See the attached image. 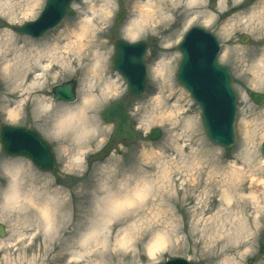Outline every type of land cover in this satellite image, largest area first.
Masks as SVG:
<instances>
[{
	"label": "rangeland",
	"instance_id": "1",
	"mask_svg": "<svg viewBox=\"0 0 264 264\" xmlns=\"http://www.w3.org/2000/svg\"><path fill=\"white\" fill-rule=\"evenodd\" d=\"M16 1L15 9L22 13L25 2L13 0V4ZM223 1L221 8L218 1L206 0L200 6L171 10L165 22H147L138 33L139 38L132 41L148 44L144 57L146 93L127 108L136 130L134 142L117 146L109 154L103 153V149L113 126L105 124L100 113L127 92L125 82L112 67V42L115 39L131 42L124 35L137 13H133L129 0L111 1V13L98 26L92 48H85L81 57L57 51L56 57H60L62 66L53 64V71L45 75L44 85L40 83L27 91L15 118H9L8 112L15 109L20 94L10 86L8 94L7 82L0 77V124L36 131L50 145L56 161L55 169L42 173L29 161L5 157L0 150V228L4 231L0 237V264H71V261L104 264L92 258L101 248H93L90 239L85 247L92 249L84 253L82 240L92 224L107 215L104 203L109 204L111 195L116 191L126 193L129 188L144 191L136 205L123 214L108 215L112 220L109 226L105 221L99 222L101 235H107L103 237L110 253L103 260L106 264H162L173 258L194 264H264V167L259 150L264 139V103L257 106L248 97L249 92L264 95V10L261 9L264 0ZM45 2L40 0L32 18L24 19L18 14L10 22L0 16V32L17 39L18 49L25 47L18 55L28 54L26 62L32 57V44L48 40L53 43L51 47H64L58 38L63 28L82 20L91 6L98 11L109 0H92L87 4L85 0H73L63 22L39 40L11 30L35 20ZM120 12L125 18L116 25L115 18ZM208 16H212V22L206 26ZM193 27L215 35L221 46L218 62L229 70L233 79L238 99L236 138L233 147L227 150L207 140L198 107L176 81L180 61L176 46ZM244 37L248 40L242 43ZM15 48V45L10 47L12 52L6 60H11ZM95 52L105 60V68L96 81L91 74L86 77L83 72V68L94 64L92 54ZM5 55L0 56L1 62L5 61ZM161 59L172 60L173 84L189 103V107L179 112L174 104L176 98L169 101L166 91L160 90V81L152 75V69ZM79 63L82 66L77 68ZM28 68L29 65L25 71ZM85 80L93 83V91L85 89ZM29 81L28 77L22 79L20 89L26 88ZM69 81L77 84L76 102L54 103L50 98L51 89ZM105 82L116 86V91L104 99L101 89ZM83 88L92 91L98 100L85 111L86 130L69 128L57 132L54 120L58 114H64L63 110L80 104ZM158 94L160 103L155 99ZM40 97L50 102L52 112H34L33 100ZM169 112H172L170 118L166 117ZM188 118H193L195 125L187 127ZM154 129L162 133L155 142L146 138ZM14 169L20 171L18 180L22 194L31 197L36 208L49 203L54 214L51 230L44 229L38 210L29 203L31 199L20 198L6 207V190L11 181L7 170ZM236 172L241 173V178L233 176ZM250 177L259 183L253 185ZM103 228L109 233L103 234ZM124 231L132 232L131 242L125 248L119 245ZM157 233L164 237V243L155 256L150 257L148 245ZM80 254L83 256L77 259Z\"/></svg>",
	"mask_w": 264,
	"mask_h": 264
},
{
	"label": "bare ground",
	"instance_id": "2",
	"mask_svg": "<svg viewBox=\"0 0 264 264\" xmlns=\"http://www.w3.org/2000/svg\"><path fill=\"white\" fill-rule=\"evenodd\" d=\"M90 2L92 0H89ZM88 0H85L84 4L89 3ZM113 0H109V2H104L103 6L100 8V10H95L92 6L89 8V13L84 14V18L80 20L79 22H76L74 24H68L66 25L61 33L58 34L59 42L60 44H64V47L58 48L56 45L55 47H51L53 44L52 42H48V40H43L39 43L32 44V57L30 61L26 62V56L28 54H23V57H20L18 53L22 51L25 47L18 49V44L16 43L18 40L14 39L9 34H4L3 32H0V56L6 55L4 57L5 61L0 63V77L3 76V79L5 78L7 85H8V94L10 92V87H15L13 90L16 94H20L18 97V101L15 102V109L8 112L9 118H15L18 115V108L21 106L23 101H21V98L27 93V91L34 89L36 86H38L40 83L44 85L45 75L48 73H51L53 71V64L56 66H62V61L60 57L57 56V51L60 50L61 53H64L66 55L68 54H75L76 57H81L82 54H84V49H88L91 47L93 38H96L98 35H96L98 31V26L105 22L107 20L108 15L111 13V6L110 3ZM139 1H141L139 3ZM206 0H202V4ZM218 1V7L221 8L223 6V0H216ZM25 2V8L22 13H19L16 11L15 6L18 5L17 1L13 4V0H0V16L3 17L6 21H14L15 16L18 14L22 15V18H32L34 15V11L39 6L40 0H24ZM138 3L136 6L135 13H137L136 17L132 18L131 22L128 24V28L126 30V34L124 35V38H126L129 41H133L137 38H139V32L144 28V25L147 24V22L152 21L154 24L163 23L165 22L166 14L172 13V11L180 10L181 8H187L195 7L197 0H129L130 4ZM165 8H170L169 11H166ZM261 9L264 10V3L261 4ZM37 10V9H36ZM183 10V9H182ZM252 18H256L254 13H250ZM212 22V16L207 17V22L205 23L206 26ZM133 23L136 24L135 27H133ZM62 37V38H61ZM57 39V38H56ZM16 46L15 52L12 53L11 60H6L9 57L10 47ZM26 55V56H25ZM93 55V61L94 64L91 65L89 68H83V72L86 74V77L91 74L92 79L96 81L98 78L97 76L101 72L102 69L105 68V60L101 54L98 52H95ZM2 57V56H1ZM45 58V59H44ZM54 62V63H53ZM29 65V68L25 71V67ZM78 64H76L77 66ZM82 64L79 63V66L77 68H80ZM264 67V63L262 64ZM78 70H75V72ZM172 73H173V62L172 60H166L161 59L156 65L155 68L152 69V75L154 78H157L160 81V90H165L168 94V98L170 101V98H176L174 101V104L176 105V110L179 112L184 107H189V103L186 100V97L182 93H178L175 85L173 84L172 79ZM26 75V76H25ZM30 78L29 85L21 90V85L19 82H21L22 79ZM42 81V82H41ZM85 83L87 80L84 81ZM23 83V81H22ZM25 83V82H24ZM18 85V86H17ZM89 85V86H88ZM93 83H88L85 85V89L90 88L93 91L92 88ZM10 86V87H9ZM19 89V90H18ZM84 91V88L81 90L83 92L82 98L80 101V104L74 108H68L63 110L64 114H58L57 118L54 120V128L57 132H63L67 129H76L82 132L86 129L84 126H86V122L84 119L85 111L88 107H90L92 104H95L97 100L96 96H93L92 91ZM116 91V86L113 84H105L102 86L101 92L102 97L105 99L110 94ZM93 93V94H92ZM161 95V91L159 93ZM159 94L155 98L158 103H160L161 96L159 97ZM168 100V99H167ZM168 103V101H167ZM181 103H184L183 106H181ZM59 104V102H57ZM59 105H66V104H59ZM33 107L34 112L37 114L40 113H50L52 112L51 104L50 102H47L45 98H38L33 100ZM47 109V111H44L43 109ZM188 109V108H187ZM62 111V110H60ZM187 111H185L186 113ZM172 112H169L166 117H171ZM164 117V116H163ZM154 122V121H153ZM187 127H191L195 125V121L193 118L187 119ZM83 125V126H82ZM113 125V124H111ZM135 140V139H134ZM133 140V141H134ZM132 141V142H133ZM131 142V143H132ZM7 173L11 176V181L8 189L6 190V207H8L9 202H15L19 200L20 198L27 201L31 199V197L27 198L24 193L22 194L20 186H19V180H18V173L20 171L18 169L14 170H7ZM237 179L241 178V173L236 172L235 175H233ZM250 180H252L253 185H257L259 182L257 179H254V177H250ZM134 191H137L138 195L141 196L144 194V191H142L140 188L135 189ZM107 196H110V192L107 190ZM127 192V191H126ZM111 199L109 204L104 203V211L107 213L106 216L102 217V221L94 222L92 224L90 230H88V233L86 234L84 240H82L81 246L85 247L86 244L89 243V240H93V248L100 247V252H94L92 258L96 260H100L102 263L105 261L107 257L105 255H109L106 247V237L107 235H101L102 232V224H99V222L105 221V224L109 226L111 220V215H113L112 209L116 208L117 205H120L122 208L128 209L129 204L136 205V203H133L132 201H121L117 200L113 197V194L111 195ZM32 200V201H31ZM29 203H33V208H36V203H34L33 199H31ZM49 203H45L42 208L38 210L39 217L41 221L43 222L44 229L46 231L51 230V227L53 226V212H51ZM129 210V209H128ZM35 212V211H34ZM124 213V212H120ZM118 213V214H120ZM110 215V216H108ZM106 225L104 228H106ZM103 228V234H108L109 232H105ZM131 231H124L121 234V239L119 240V245L121 247H128L129 243L131 242ZM21 237V236H20ZM101 241L100 243H96ZM164 243V237L157 233L154 235L153 240L148 245V254L150 257H154L155 253L161 249V246ZM80 246V247H81ZM81 247V248H82ZM91 248H82L83 252L86 253ZM92 253L91 251L89 252ZM87 253V254H89ZM78 256V255H77ZM83 255H79L77 259L81 258ZM90 258V257H88ZM71 264L73 261L69 262Z\"/></svg>",
	"mask_w": 264,
	"mask_h": 264
},
{
	"label": "water",
	"instance_id": "3",
	"mask_svg": "<svg viewBox=\"0 0 264 264\" xmlns=\"http://www.w3.org/2000/svg\"><path fill=\"white\" fill-rule=\"evenodd\" d=\"M72 0H48L42 15L36 22L25 24L20 28L12 27L15 33L39 38L48 30L57 26L63 19ZM46 21L41 23V21ZM121 20L118 15L117 23ZM246 39L242 41L245 43ZM113 66L124 78L128 86L127 96L120 102L107 107L101 113V119L113 124V133L103 153H109L118 144H130L135 133L131 128L126 111L127 104L140 97L145 90L146 70L143 63L146 45L144 43L128 44L115 40ZM181 55L176 79L185 89L201 111V120L208 140L222 149L233 146L235 141L234 116L236 97L232 89V77L229 71L217 62L219 44L216 38L201 28L190 29L177 46ZM75 82H66L53 88L54 100L72 103L75 101ZM65 89L66 94H59ZM248 97L256 105L264 102V96L250 92ZM8 130L11 139L0 138L2 153L9 157H22L31 161L41 172H50L55 168V157L49 145L35 131L22 127L0 124V132ZM126 129V134L122 132ZM160 132L155 130L148 136L157 140ZM264 159V142L260 148ZM0 228V237H3ZM165 264H193L183 259H172Z\"/></svg>",
	"mask_w": 264,
	"mask_h": 264
},
{
	"label": "snow or ice",
	"instance_id": "4",
	"mask_svg": "<svg viewBox=\"0 0 264 264\" xmlns=\"http://www.w3.org/2000/svg\"><path fill=\"white\" fill-rule=\"evenodd\" d=\"M201 4H202V0H197L196 5H194V6H200ZM130 7H131V9H132V11L134 13L135 10H136V5L135 4H131ZM45 22L46 21H43V20L41 21V23H45ZM132 26L135 27L136 24L133 23ZM262 78H264V74H262ZM58 92L61 95L66 94V90L65 89H59ZM43 110L44 111H47L46 108L43 109ZM126 131H127L126 129H122V132L124 134H126ZM11 136H12V134L8 130H6V129L3 132H0V138H8V139H11ZM113 196L117 200H121V201H132L133 203H135V202H137L139 200V195H138L137 191H134L132 188H129L126 193H123V192H120V191H116V192L113 193ZM132 206H133V204H129L128 205V208L130 209ZM112 211L113 212H116V213H120V212L127 211V209L122 208L120 205H117L116 208L112 209ZM129 214H131V213L129 212Z\"/></svg>",
	"mask_w": 264,
	"mask_h": 264
}]
</instances>
